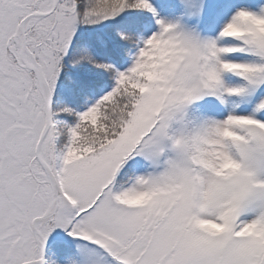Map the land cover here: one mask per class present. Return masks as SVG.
<instances>
[{"label":"snow or ice","instance_id":"snow-or-ice-1","mask_svg":"<svg viewBox=\"0 0 264 264\" xmlns=\"http://www.w3.org/2000/svg\"><path fill=\"white\" fill-rule=\"evenodd\" d=\"M0 264H264V0H0Z\"/></svg>","mask_w":264,"mask_h":264}]
</instances>
